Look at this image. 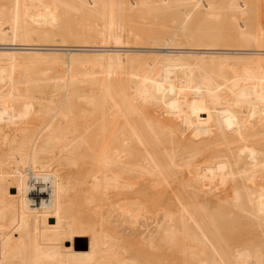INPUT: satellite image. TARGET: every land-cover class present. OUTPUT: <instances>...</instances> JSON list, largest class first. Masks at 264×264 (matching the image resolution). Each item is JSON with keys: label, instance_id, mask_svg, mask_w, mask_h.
<instances>
[{"label": "bare ground", "instance_id": "obj_1", "mask_svg": "<svg viewBox=\"0 0 264 264\" xmlns=\"http://www.w3.org/2000/svg\"><path fill=\"white\" fill-rule=\"evenodd\" d=\"M0 264H264V0H0Z\"/></svg>", "mask_w": 264, "mask_h": 264}, {"label": "rangeland", "instance_id": "obj_2", "mask_svg": "<svg viewBox=\"0 0 264 264\" xmlns=\"http://www.w3.org/2000/svg\"><path fill=\"white\" fill-rule=\"evenodd\" d=\"M124 47H121V48H123V49H132V50H139V47L138 46H135V44H127V42L125 41L123 44H122ZM127 46V47H126ZM138 47V48H137ZM72 48V47H71ZM71 48H69V49H71ZM64 49V48H63ZM68 49V48H67ZM73 49V48H72ZM262 50H254V51H252L253 53H258V52H261ZM248 63V62H247ZM250 64V63H249ZM263 64V63H262ZM79 68H81V67H77L76 69H74V71L75 72H86V71H88L89 69H88V67H85V68H82V69H80L81 71H79ZM123 67H121V69H122ZM51 70V72L53 71V66H49L48 68L46 67V70ZM84 69H86V70H84ZM88 69V70H87ZM45 70V71H46ZM47 70V71H48ZM119 70V71H118ZM124 70V71H123ZM92 71H94V70H92ZM116 71V70H115ZM50 72V71H49ZM117 73L116 74H118L119 76H125L126 74H128V72H129V69L126 67V68H124V69H122L121 71H120V69H117V71H116ZM118 72H120V73H118ZM61 73H62V71H61ZM122 73H126V74H122ZM122 74V75H121ZM76 242L77 243H87V238L86 237H78V238H76ZM68 244V243H67Z\"/></svg>", "mask_w": 264, "mask_h": 264}]
</instances>
